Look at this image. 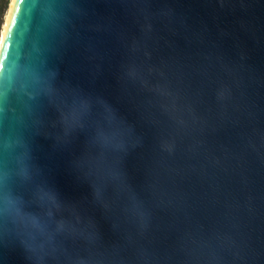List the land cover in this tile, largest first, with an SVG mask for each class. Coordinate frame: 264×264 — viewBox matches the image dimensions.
<instances>
[{
	"label": "water",
	"instance_id": "1",
	"mask_svg": "<svg viewBox=\"0 0 264 264\" xmlns=\"http://www.w3.org/2000/svg\"><path fill=\"white\" fill-rule=\"evenodd\" d=\"M12 18L0 58L3 192L54 241L9 209L0 264H264V0H47ZM75 93L94 107L66 136ZM97 99L141 139L122 167L147 228L116 184L95 196L90 165L112 162L94 142L107 129ZM60 220L76 231L56 233Z\"/></svg>",
	"mask_w": 264,
	"mask_h": 264
},
{
	"label": "snow or ice",
	"instance_id": "2",
	"mask_svg": "<svg viewBox=\"0 0 264 264\" xmlns=\"http://www.w3.org/2000/svg\"><path fill=\"white\" fill-rule=\"evenodd\" d=\"M18 2L20 5H29L31 8L39 7L41 4L47 3V0H14V4ZM22 9L14 8L13 11H22ZM49 14L51 9L49 7ZM13 24H19V19L10 18L8 24L5 27L3 34L4 40L0 44V55H3L5 45L8 44L9 32L12 29ZM25 32L29 29L25 26ZM10 50V46H9ZM4 65L0 64V70H3ZM49 95L52 94L53 90L49 87L47 89ZM96 104H99L103 109V119L107 125V129L104 127H98L96 129L94 142L100 147L104 153H109L112 156V162L105 163L104 161L93 162L90 167L93 174L97 177V185L95 187V196L98 200L103 197V183L105 181H111L116 184L123 192L127 194L128 204L125 208V212L129 218L133 219L141 229L147 228L150 222V215L145 207L144 202L136 194L135 190L131 187L127 180L126 173L122 167L124 158L127 156L129 151L136 146H139L141 139L136 136L134 129L129 127L128 124L121 120L118 115L114 112L112 107L102 100L97 99ZM94 103L93 100L82 94L75 93L71 104L67 111L63 114V124L65 128V135H70L73 131L78 128L84 127V121L93 111ZM10 145L0 137V151L6 150ZM27 153L25 156L27 157ZM21 177L25 180H31V170L25 164L20 170ZM6 180V173L3 168L0 167V216L4 215L9 209H11L18 221L26 225H30L31 228L39 232L41 235L46 237L49 244L54 241V233L48 231L46 225L42 224L39 217L26 213L22 206L21 201L17 198L10 197L3 192L4 184ZM38 199L49 205L51 208L59 209L61 203L56 195L50 190L41 189L38 193ZM51 216L52 213L49 212ZM75 226L68 224L67 222L60 220L56 222L55 232H75ZM88 239L94 241L96 239L95 233H88ZM25 243L26 248L35 253L38 250L43 251L44 245H34L27 241ZM37 264H43V258L39 257ZM77 264H87L86 261L80 260Z\"/></svg>",
	"mask_w": 264,
	"mask_h": 264
},
{
	"label": "trees",
	"instance_id": "3",
	"mask_svg": "<svg viewBox=\"0 0 264 264\" xmlns=\"http://www.w3.org/2000/svg\"><path fill=\"white\" fill-rule=\"evenodd\" d=\"M9 4L10 0H0V30L3 24L4 15L8 9Z\"/></svg>",
	"mask_w": 264,
	"mask_h": 264
},
{
	"label": "bare ground",
	"instance_id": "4",
	"mask_svg": "<svg viewBox=\"0 0 264 264\" xmlns=\"http://www.w3.org/2000/svg\"><path fill=\"white\" fill-rule=\"evenodd\" d=\"M14 8H16V3L14 4V0H12L10 7H9V10H8L6 21H5L4 26H3L2 34H4L5 27L8 24L9 19L12 18L13 14H14V11H13ZM0 58H1V55H0Z\"/></svg>",
	"mask_w": 264,
	"mask_h": 264
},
{
	"label": "rangeland",
	"instance_id": "5",
	"mask_svg": "<svg viewBox=\"0 0 264 264\" xmlns=\"http://www.w3.org/2000/svg\"><path fill=\"white\" fill-rule=\"evenodd\" d=\"M11 1H12V0H10V3H11ZM9 7H10V4H9V6H8V9H7L5 15H4V18H3V24H2V26H1L0 33H2L3 26H4V23H5V21H6V17H7V14H8Z\"/></svg>",
	"mask_w": 264,
	"mask_h": 264
},
{
	"label": "clouds",
	"instance_id": "6",
	"mask_svg": "<svg viewBox=\"0 0 264 264\" xmlns=\"http://www.w3.org/2000/svg\"><path fill=\"white\" fill-rule=\"evenodd\" d=\"M3 40H4V36H3V34H2V33H0V44H2V43H3Z\"/></svg>",
	"mask_w": 264,
	"mask_h": 264
}]
</instances>
